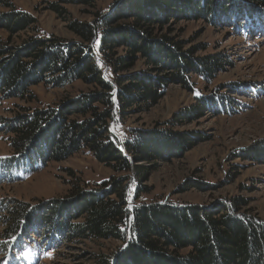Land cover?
Here are the masks:
<instances>
[{
    "label": "trees",
    "instance_id": "obj_1",
    "mask_svg": "<svg viewBox=\"0 0 264 264\" xmlns=\"http://www.w3.org/2000/svg\"><path fill=\"white\" fill-rule=\"evenodd\" d=\"M70 2L58 0L48 9L62 18L76 41L40 33L34 17L16 9L12 0H0V8L6 10L0 14V30L7 33L0 36V100L26 104L0 124L9 148L30 166V173L86 152L113 175L90 188L68 169L74 182L69 183L67 200L33 208L0 204L3 239L33 235L44 240L46 253L81 240L124 243L130 232L124 249L94 255L93 264H264V222L245 213L248 205L241 199L208 209L141 201L151 193L145 184L156 164L191 150L200 138L166 128L146 131L125 125L129 113L156 106L169 83L197 92L189 84V74L209 83L229 66L227 56L220 53L195 56L205 52L204 47L184 52L182 42L163 33L165 24L177 17L208 25L220 19L237 35L249 34L264 30L260 15L264 0H115L111 10L94 13L90 22L70 19L60 5ZM27 31L32 34L13 48L12 37ZM140 61L145 68L135 70ZM77 83L89 91L56 107L36 106L33 87ZM221 98L196 95L182 116L198 120L209 110L224 112L231 99ZM114 105L117 118L111 133ZM254 158L264 160V147ZM128 198L137 203L132 212Z\"/></svg>",
    "mask_w": 264,
    "mask_h": 264
},
{
    "label": "rangeland",
    "instance_id": "obj_2",
    "mask_svg": "<svg viewBox=\"0 0 264 264\" xmlns=\"http://www.w3.org/2000/svg\"><path fill=\"white\" fill-rule=\"evenodd\" d=\"M12 1L16 9L36 19L35 27L40 33L45 32L64 41H76L62 18L48 9L50 3L58 0ZM69 1L71 4L60 5L69 13L70 19L90 22L94 13L111 10L115 0ZM2 13L6 10L0 8ZM260 15L264 17V12ZM182 19L177 17L165 24L163 33L170 32L173 38L182 42L184 52L206 48L205 52L198 51L195 56L226 55L229 66L209 83L189 74V84L197 92L169 83L164 97L156 106L147 112L129 113L125 118V125L130 129L149 131L166 128L180 135H193L195 140L200 138L191 150L156 164L145 184L151 193L141 201L208 209L237 198L248 205L245 213L264 222V160L260 162L254 158L255 153L264 147V30L237 35L220 19L210 25L205 21ZM31 34L29 31L16 34L12 37V47H20ZM6 35L0 30V36ZM144 68L140 61L135 70ZM165 76L170 74L166 71ZM89 89L79 83L65 88L38 85L32 88V92L37 97L36 106L56 107L65 99L87 93ZM232 91L236 92L231 95ZM196 95H219L222 100L228 97L231 105L227 104L228 108L218 114L209 110L198 120L182 116L193 105ZM24 106L26 104L19 100H0V123L13 119L17 108ZM180 122L184 124L180 126ZM8 142L0 124L1 205L23 204L33 208L49 204L51 200H67L71 189L69 183L74 182L66 173L68 169L89 183L90 188L113 175L110 169L97 163L86 152L75 153L64 162L48 163L42 170L30 173V166L16 157ZM135 205L137 203H132L133 207ZM130 215L129 226L132 223ZM1 222L0 264H93L91 259L94 255H113L124 249L129 240L127 238L124 243L81 240L44 253L42 249L47 245L42 238L20 234L3 239Z\"/></svg>",
    "mask_w": 264,
    "mask_h": 264
},
{
    "label": "water",
    "instance_id": "obj_3",
    "mask_svg": "<svg viewBox=\"0 0 264 264\" xmlns=\"http://www.w3.org/2000/svg\"><path fill=\"white\" fill-rule=\"evenodd\" d=\"M103 75H105V71L103 72ZM113 95H114V97H115V95H116V88H115V85L113 84ZM114 100H115V98H114ZM115 102H116V100H115ZM113 119H112V121L110 122V124H109V131L111 132V133H114V120H115V118L117 117V112H116V106L114 105V110H113ZM131 186L132 185H130L129 186V190H128V193H127V197L129 196V194H130V190H131ZM127 206H128V208H129V211H132V203H131V201L129 200V198H128V202H127ZM131 216V215H130ZM132 219V218H131ZM130 237V232H128V238Z\"/></svg>",
    "mask_w": 264,
    "mask_h": 264
}]
</instances>
